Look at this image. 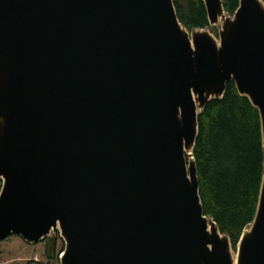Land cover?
Here are the masks:
<instances>
[{
  "label": "water",
  "instance_id": "obj_1",
  "mask_svg": "<svg viewBox=\"0 0 264 264\" xmlns=\"http://www.w3.org/2000/svg\"><path fill=\"white\" fill-rule=\"evenodd\" d=\"M0 0V243L57 231L61 264H264V176L238 243L205 214L199 117L229 84L260 112L264 0Z\"/></svg>",
  "mask_w": 264,
  "mask_h": 264
},
{
  "label": "trees",
  "instance_id": "obj_2",
  "mask_svg": "<svg viewBox=\"0 0 264 264\" xmlns=\"http://www.w3.org/2000/svg\"><path fill=\"white\" fill-rule=\"evenodd\" d=\"M223 2L225 11L232 16L240 5V0ZM174 4L179 20L187 30L210 27L202 0H174ZM199 129L193 156L203 208L234 244L253 224L259 205L264 176L260 112L247 97L239 94L234 84H229L225 97L212 101L200 115ZM2 188L3 182L0 181V194ZM14 237L25 241L13 235L0 246ZM40 243L46 246L44 258L50 263L59 262L65 251L61 235L51 236Z\"/></svg>",
  "mask_w": 264,
  "mask_h": 264
},
{
  "label": "rangeland",
  "instance_id": "obj_3",
  "mask_svg": "<svg viewBox=\"0 0 264 264\" xmlns=\"http://www.w3.org/2000/svg\"><path fill=\"white\" fill-rule=\"evenodd\" d=\"M208 30L215 38H219V27L210 26ZM53 234H55L53 236H56L60 233L57 231ZM238 243L233 244L235 256H237L238 252ZM45 248L44 243L30 245L21 238L14 237L5 245L0 246V264H61L60 260L56 263L48 262L44 258ZM59 251H61L60 247Z\"/></svg>",
  "mask_w": 264,
  "mask_h": 264
},
{
  "label": "bare ground",
  "instance_id": "obj_4",
  "mask_svg": "<svg viewBox=\"0 0 264 264\" xmlns=\"http://www.w3.org/2000/svg\"><path fill=\"white\" fill-rule=\"evenodd\" d=\"M235 259H236V256H235Z\"/></svg>",
  "mask_w": 264,
  "mask_h": 264
}]
</instances>
